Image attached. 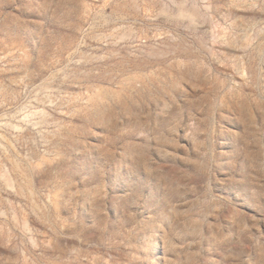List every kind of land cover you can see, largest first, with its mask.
I'll use <instances>...</instances> for the list:
<instances>
[{
  "label": "rangeland",
  "instance_id": "rangeland-1",
  "mask_svg": "<svg viewBox=\"0 0 264 264\" xmlns=\"http://www.w3.org/2000/svg\"><path fill=\"white\" fill-rule=\"evenodd\" d=\"M0 264H264V0H0Z\"/></svg>",
  "mask_w": 264,
  "mask_h": 264
}]
</instances>
